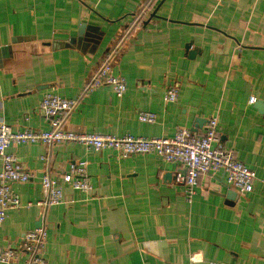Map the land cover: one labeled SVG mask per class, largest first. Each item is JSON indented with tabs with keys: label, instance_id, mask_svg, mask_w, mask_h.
Here are the masks:
<instances>
[{
	"label": "crops",
	"instance_id": "obj_1",
	"mask_svg": "<svg viewBox=\"0 0 264 264\" xmlns=\"http://www.w3.org/2000/svg\"><path fill=\"white\" fill-rule=\"evenodd\" d=\"M106 59L126 78L122 97L110 85L87 91ZM50 92L77 98L62 127L80 132L172 137L216 117L220 142L256 171L254 189L218 170L200 176L190 203L176 180L185 168L156 154L12 145L33 177L13 184L21 204L0 225V248L45 225L48 264H192L193 254L194 264H264V0H0V120L49 130L39 106ZM82 160L92 190L65 184L63 203L38 205L43 173Z\"/></svg>",
	"mask_w": 264,
	"mask_h": 264
},
{
	"label": "built area",
	"instance_id": "obj_2",
	"mask_svg": "<svg viewBox=\"0 0 264 264\" xmlns=\"http://www.w3.org/2000/svg\"><path fill=\"white\" fill-rule=\"evenodd\" d=\"M112 86L116 96H124L127 90L126 78L114 74L109 59H106L93 74L87 91L103 86ZM179 97V87L170 85L164 91L166 103L175 102ZM255 97L250 98L254 103ZM77 98H69L55 92L47 93L40 102V112L51 125L49 130L26 127L15 130L7 122L0 120V225L8 217V212L19 208L20 195L14 189L16 182H27L33 173L23 167L18 156L9 151L12 145L25 143H42L48 146L75 143L95 151L112 149L123 156L134 154H156L169 162L181 164L185 170L179 172L176 180L185 186L188 202H192L197 193L199 178L202 174L223 170L226 182L241 193L252 192L257 179L256 171L239 160L232 150H228L220 142L218 120L212 117L208 120L205 131L196 133L190 128H178L172 137H142L128 133L115 136L101 132H80L64 129L62 126L66 117L77 105ZM142 122L153 123L157 115L151 111H139ZM43 160L47 157L43 156ZM87 160L79 161L71 166V170L61 177H54L46 170L41 181L47 196L38 205L48 207L65 201L64 185L70 184L74 189L89 192L93 186L87 171ZM264 181V180H263ZM48 238L45 225L25 233L18 247L0 248V264H14L21 254L25 256L23 264H48L44 256ZM199 254L191 256L192 264L200 260ZM211 264H222L212 262Z\"/></svg>",
	"mask_w": 264,
	"mask_h": 264
}]
</instances>
